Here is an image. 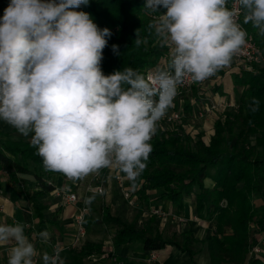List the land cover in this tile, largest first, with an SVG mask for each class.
Listing matches in <instances>:
<instances>
[{"label": "clouds", "instance_id": "1", "mask_svg": "<svg viewBox=\"0 0 264 264\" xmlns=\"http://www.w3.org/2000/svg\"><path fill=\"white\" fill-rule=\"evenodd\" d=\"M88 3L10 0L0 18V119L25 137L31 134L46 171L77 181L115 167L135 181L178 86L228 66L247 32L227 0H145L150 12L166 9L150 26L169 49L167 69L147 77L132 68L105 75L101 62L112 33L75 10ZM236 3L244 23L264 35V0ZM258 106L252 98V110ZM40 238L47 243L50 233ZM0 249L7 250V264H65L59 250L39 252L20 223H0Z\"/></svg>", "mask_w": 264, "mask_h": 264}, {"label": "trees", "instance_id": "2", "mask_svg": "<svg viewBox=\"0 0 264 264\" xmlns=\"http://www.w3.org/2000/svg\"><path fill=\"white\" fill-rule=\"evenodd\" d=\"M144 3L145 0H89L88 5L75 9L88 13L98 28H108L112 33L103 50L101 70L105 75L126 68L144 75L163 54V46L150 25L154 22L152 14L166 9L159 6L158 12H150L143 7ZM243 24L254 33L251 23H244L243 19ZM136 33L141 40L138 46ZM112 45L118 46L116 52ZM240 72L233 76L234 83L241 86L239 99L215 118L208 143L202 140V133L192 135L181 126L171 129L159 125L150 140L152 151L146 168L135 181H130L139 203L150 202V195L159 190L157 199L167 200L176 215L183 212L185 198L193 196L195 215L213 221L212 233L199 239L185 229L165 231L158 227L154 214L143 224L136 216L128 219L125 215L128 201L115 192L111 199L114 212L110 205H101V220L113 228L114 246L138 241L143 249L156 251L174 245L188 253L191 264H197L196 244H204L208 264H264L250 253L264 227V68ZM197 95L203 103L202 95ZM252 98L259 101L255 111L250 107ZM0 167L30 201L32 216L39 227L50 206L45 196L53 189L54 177L61 173L44 169L30 139L0 137ZM14 173L33 174L36 187L30 194L18 186ZM205 179L212 184L207 185ZM83 224L86 228L90 226L86 215ZM104 251L102 242L84 240L79 247L70 249V257L73 263H80L83 258ZM108 256L123 264H159L115 253Z\"/></svg>", "mask_w": 264, "mask_h": 264}, {"label": "crops", "instance_id": "3", "mask_svg": "<svg viewBox=\"0 0 264 264\" xmlns=\"http://www.w3.org/2000/svg\"><path fill=\"white\" fill-rule=\"evenodd\" d=\"M9 3L10 0H0V18L3 17L4 10ZM251 35L256 41H258V44L261 46L264 54V35H261L259 30L256 28L254 29V33ZM230 65H232V67L230 66L231 68L228 71H226L227 66H225L219 69L214 75L210 76L207 84L205 85V87H207L204 89L205 96H207L206 99L223 100V97L221 95L217 94L216 98L215 96H212L211 93V90L217 93V85L221 82L219 83V81H217L215 87L214 85L209 86V82H216L215 79L219 75H223L225 82L228 83L226 91L229 93V98L233 96V92L231 90H234V87H240L241 89V86L237 85L233 81L234 74H240L241 72L240 70L236 69V66H233V63H230ZM257 67L264 68V58L261 63L254 65L251 70H254ZM207 94H209V98ZM0 137L3 139L26 141L30 139L31 134L28 137H25L20 134L13 126L0 119ZM14 176L17 178L18 186L22 188V190L25 191L26 194H30L32 189L36 187L33 174L14 173ZM126 179L128 185L133 187L130 184L131 180L129 178ZM209 182V184L211 185L212 183L210 180ZM98 184H100L101 186L103 185L102 188L106 193V198L108 196L110 201L115 192L120 194L113 179L112 172L105 168L100 169L96 173L89 174L84 179L77 181L68 179L62 173L55 176L52 181L53 189L45 196V200L49 201L50 206L44 214L45 221L38 227L37 219L33 218L32 216L30 201L26 197H24L14 185H12L8 174L0 167V223L22 224L24 226L25 235L28 236L29 240L36 246L39 252H47L49 254H52L53 247L56 246L59 249L61 258L64 259L65 262L70 261L71 264H93V262H95L94 264H111L108 256L110 254L109 252H113L117 255L132 259L145 261L148 260L153 253L155 255V259L153 261H157L159 264H191L188 253L180 251L174 245H166L159 250L151 251L143 249L141 243L138 241L125 243L120 246H114L112 244V246L107 247V249L103 244V249L105 250L104 252L85 257L80 263H73L72 258L70 257V249L76 246L74 244L76 231L73 219L74 215L78 212L79 207L74 202H67L62 199V197L59 196L57 192L66 190L73 191L77 194V196L83 197V199L86 201L97 196L95 187ZM150 198L152 199V201L154 199L156 200L151 203L148 202L150 204L149 207H160L163 209V211H166L168 213L169 217L171 213L170 203L165 199L159 200L157 199V197L153 198L152 194L150 195ZM131 199L133 202L132 204H130L129 200L126 199L128 201V209H132L133 206L138 205V197L137 194L134 193V190ZM111 205L113 204L111 203ZM194 208L195 205L193 196L189 195L185 198L183 212L179 215L181 220L176 221L177 219H173L171 222L175 223L174 228L188 230L192 232L195 237L199 239H205L213 231V221L204 220L197 217L194 213ZM150 215L151 214H149V217ZM53 217H55L54 222L52 221ZM25 222H27L26 224H30L31 227L23 224ZM45 230L50 233V239L47 243H43L40 238V233L44 232ZM7 259V250L0 249V264H7ZM259 260L264 263V247L262 249L261 257Z\"/></svg>", "mask_w": 264, "mask_h": 264}, {"label": "built area", "instance_id": "4", "mask_svg": "<svg viewBox=\"0 0 264 264\" xmlns=\"http://www.w3.org/2000/svg\"><path fill=\"white\" fill-rule=\"evenodd\" d=\"M226 6L230 10H236L237 15H236V21L237 23L241 26L243 30L247 32L246 36V44L242 47L240 52L236 54L231 63H233V66H236L237 70H251L254 65H257L262 62L264 58L263 50L261 46L257 43V41L252 37V35L249 33L245 25L243 24V19H244V13L242 10L238 9V5L236 3V0H227ZM165 12L162 13H153L152 18L154 21H156L159 17L160 14H164ZM170 61L169 57V49L166 46H163V54L161 55L159 61L157 64H155L152 67H149L148 69L145 70L144 75L147 77L151 75L157 68L161 69H167L168 63ZM232 65H228L226 67V71H228ZM225 71V70H224ZM210 78V77H209ZM209 78L205 79L204 81L201 82H192L190 79H185L182 84L178 86L177 89V95L175 96L172 105L166 110L165 115L163 118L158 121V125L160 127L168 126L171 127V129L178 128L181 126L185 132H190L187 131L186 127L182 124V114H183V108H174L176 103L179 104V99L181 98V95L185 93L186 91L192 89L193 87H196V89L202 90L205 85L207 84ZM196 99V98H195ZM192 100L191 103L195 104L194 111L196 112L197 117H203L204 115H207L208 113L212 112L213 110L218 109L219 107H231L233 104L231 103H226L223 100H218L216 102L210 101L207 103H201L202 105H199L197 100ZM192 133V132H190ZM204 142L207 143L205 140ZM107 170H110L112 172V176L114 178V181L116 183V186L118 188L119 193L123 196V198L129 200V203L132 204V193L133 190L135 189L134 187L127 186L126 181H127V176L124 175L118 168L112 167V168H105ZM96 192H101L102 191V186L100 184L96 185L95 187ZM62 199H64L67 202H75L79 197L76 195L75 192L73 191H67L63 192L61 194ZM87 210L86 206L79 207V211L74 215V219L78 225L77 231H76V236H75V242H78L80 238L84 236V226L82 225L83 219H84V212ZM151 214H154L158 217H162L165 219L166 214L165 211H163L162 208L154 206L150 210ZM178 220H181L180 217H178ZM26 226H29V224H26ZM264 247V227L263 229L257 234V241L251 248V252L253 255L258 257L260 259L262 249ZM54 249L59 250L58 247H53L52 253ZM113 253V252H111ZM109 259L111 261V264H123L122 261H117L115 257L109 256ZM155 259V255L152 253L150 258L146 260L147 262H153Z\"/></svg>", "mask_w": 264, "mask_h": 264}, {"label": "rangeland", "instance_id": "5", "mask_svg": "<svg viewBox=\"0 0 264 264\" xmlns=\"http://www.w3.org/2000/svg\"><path fill=\"white\" fill-rule=\"evenodd\" d=\"M216 82H209V86L210 85H214V87L216 86L217 81H219L220 84H218V89L217 88V93H215L214 91L211 90L212 96H215L217 98V94L221 95L223 97V101L226 103H231L234 104V102L238 101L240 93H241V89L240 87H234V90H231L233 92V96H231V98H229V93L226 91L227 90V85L228 83L225 82V79L223 78V75H219L216 79ZM214 83V84H213ZM224 83V84H223ZM232 86V84H231ZM207 87V86H206ZM204 87L202 90L199 89H190L188 91H186L185 93H183L181 95V98L179 99V104L176 103V105L174 106V108H183V114H182V124L187 128V131L192 132V135H196L197 133H202V140L203 141H209V137L210 135L213 133V121L215 120V118H217L219 116V114L225 110H227L229 107H219L216 110H213L212 112L208 113L207 115H204L203 117H197L196 112L194 111V104L193 106H191V101L194 100L196 97H199V95L197 94H201L202 95V102L203 103H207L210 101H218V100H208L205 99L207 98V96H205L204 93V89L206 88ZM233 88V87H232ZM208 98H209V94ZM229 98V100H228ZM195 100L198 101L199 105H202L201 102L196 98ZM188 107H190L188 109ZM123 173V172H122ZM124 175H126L125 173H123ZM114 179V178H113ZM205 183L207 185H210L209 183V179H205ZM126 185L129 187L128 183H126ZM103 186V185H102ZM63 192H67L66 191H59L57 192V194H59V196H61V194H63ZM159 190H156L152 193V197H157L159 194ZM77 195V194H76ZM58 196V195H57ZM191 196V195H190ZM79 197V196H78ZM123 197V196H122ZM156 199H154L151 202H154ZM78 207H82L83 205L87 207V210L84 212V215H86L90 221V226L88 228H86L84 226V224L82 223V225L84 226V236L82 237V239L80 238V240H78V242H74V244L76 245L75 247H78L84 240H95V241H101L106 249L107 247L112 246V240H111V236L113 233V229L112 227L105 225L102 220H101V205L102 203H107L110 205V210L111 212H114V207L113 205H111V201L109 199V197L107 196L106 198V193L104 191V189L102 188V192H97V196H95L93 199H91L90 203H85V200L83 199V197H79L75 202H74ZM149 204V203H148ZM147 203H139L136 206H133L132 209H128L126 207L125 209V215L128 219H132L133 217H137V221L141 224L145 223L147 221V217H149L150 210L151 207L150 204L148 205ZM128 210V211H127ZM79 211V209H78ZM172 213V211H171ZM169 215L168 217V213L165 211L166 217L165 219H163L162 217H158L156 216V222L159 228H161L162 230L165 231H169L172 230L174 228L175 223L171 222L173 219H177L179 215H176L174 213H172ZM174 214V215H173ZM181 219V218H180ZM74 220V226H75V231H77L78 225ZM27 223V222H25ZM23 223V224H25ZM29 223V222H28ZM26 227V226H25ZM29 227L30 224H29ZM40 233V232H39ZM76 241V240H74ZM197 248H198V253L196 255V259L198 261V264H208V254H207V250L205 248L204 244H196ZM111 253V252H109ZM95 262H93L94 264ZM65 264H71V262H65Z\"/></svg>", "mask_w": 264, "mask_h": 264}]
</instances>
